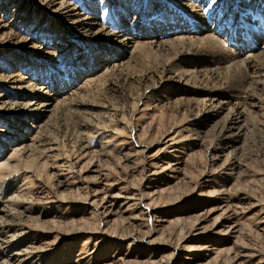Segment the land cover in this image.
Listing matches in <instances>:
<instances>
[{"label":"rangeland","instance_id":"374dc122","mask_svg":"<svg viewBox=\"0 0 264 264\" xmlns=\"http://www.w3.org/2000/svg\"><path fill=\"white\" fill-rule=\"evenodd\" d=\"M184 1L0 0V264H264V89L202 73L264 0Z\"/></svg>","mask_w":264,"mask_h":264},{"label":"bare ground","instance_id":"6f19581e","mask_svg":"<svg viewBox=\"0 0 264 264\" xmlns=\"http://www.w3.org/2000/svg\"><path fill=\"white\" fill-rule=\"evenodd\" d=\"M182 1H184V0H182ZM224 1V0H223ZM222 0H220L219 2H218V4H217V6L220 8V4H222V2H223ZM239 1V0H238ZM185 2V7H187V8H189L190 10H191V12L193 13V14H196V11L194 10V6L191 8L190 7V5H188L187 4V1L185 0L184 1ZM229 2V1H228ZM227 2V3H228ZM232 2V1H231ZM243 2H245V1H240V5H241V7H238L237 8V11L236 12H234V10H229L230 11V14L232 15L233 13H234V15H235V20H233V23H235V25L232 27V28H230L229 30H231V31H233L234 29H236V27H237V23L239 22V27H241V28H239V29H241V31H245V33H247L248 31H251V30H256V31H261V30H263L264 31V16H262V15H259V13H257L256 11H255V9H256V6H255V9H254V13L252 12V19L250 20V19H246V20H244L246 17H247V15L249 14V8L248 7H246V9H245V11H242L241 13L238 11V9H244L245 7H243L244 5H243ZM251 2V1H250ZM188 3H189V1H188ZM215 3V2H214ZM258 3L260 4L261 3V0H259L258 1ZM183 4V3H182ZM229 4V3H228ZM235 4V3H234ZM237 4V3H236ZM254 4H255V2H254ZM214 5V4H213ZM213 5H211V7L213 6ZM223 5V4H222ZM256 5H257V3H256ZM230 6V5H229ZM246 6V5H245ZM253 6V7H254ZM259 6V5H258ZM226 7V6H225ZM207 8H209V7H207ZM213 8V7H212ZM222 8V7H221ZM220 8V9H221ZM224 8V7H223ZM222 8V9H223ZM259 10H261L262 8H263V6L261 5V6H259ZM264 9V8H263ZM253 10V9H252ZM216 11V10H215ZM219 11V10H218ZM229 11L228 10H226V11H224L223 12V14H222V16L223 15H225V17H226V14H229ZM199 12V11H198ZM216 13V12H215ZM260 13H262V12H260ZM200 14V13H199ZM238 14H241V16L242 17H245V18H242L240 21H238L239 19H240V16H239V18H237L236 19V16H238ZM264 14V13H263ZM203 15V14H202ZM215 15V14H214ZM222 16H220V17H222ZM249 16V15H248ZM250 16H251V13H250ZM177 17V16H176ZM199 17V16H198ZM203 17H204V19H205V16L203 15ZM224 17V16H223ZM178 18V17H177ZM200 18H201V16H200ZM208 18V17H207ZM251 18V17H250ZM203 19V18H202ZM224 19V18H223ZM223 19H221V21H219V25H220V23H222V21H223ZM200 20V19H199ZM260 20H262V21H260ZM217 21H218V19H217ZM224 22H225V24L227 25V28H228V24H229V22H230V18L228 17V19H224ZM200 23V22H199ZM215 23V22H214ZM231 23H232V19H231ZM201 24V23H200ZM204 24V23H203ZM206 24V23H205ZM90 25H92L93 26V24H90ZM225 26V25H224ZM211 27V26H210ZM174 28V27H173ZM180 28V27H179ZM208 28V27H207ZM207 28H205V27H202V30L201 29H199V28H196L197 30L199 29L200 30V33L198 32V34H199V37H196V39H195V37H190L191 36V34H192V30H190V29H188L187 31H186V34H187V32H189L190 34H187V36L185 35V36H182L181 34H180V36H182V37H180L179 35V37L177 38L175 35V37L176 38H174L173 40L171 39V40H166V41H160L159 39H152V40H150V41H148V42H134V40L131 38V39H129V38H123V37H121V36H119L120 38L117 40V41H119L121 44H123L122 46H124V45H126L127 47H125V48H128V50H130L131 48L132 49H135V48H137L138 50H143V49H147V50H153V48L154 49H161V48H163L164 47V45L166 44V45H169V46H172L173 44H176V45H180V46H183V45H186V43H189V42H191L192 40H194L195 39V41L198 43V44H192V46L193 47H190V49H194V48H198V49H201V50H204L205 52L207 51V52H209V54L211 53V54H214V53H218V51L220 50H222V46H221V44H220V42L218 41V38H216V37H219V36H216L215 34L217 33V35H219V32H221V33H226V30L225 29H223V27H221V28H219L218 30L217 29H215V30H213V31H208L207 30ZM217 28H218V25H217ZM185 29V28H184ZM209 29V28H208ZM101 30V29H100ZM195 30V29H194ZM197 30H195L196 32L194 33V34H197ZM225 30V31H224ZM154 31V30H153ZM102 32V31H101ZM151 32V31H150ZM158 33V32H157ZM215 33V34H214ZM248 33H251V32H248ZM159 34H161V33H159ZM188 35H190V36H188ZM226 35V34H225ZM162 36V35H161ZM229 36V35H228ZM159 38V37H158ZM194 38V39H193ZM198 38V39H197ZM225 38H226V36H225ZM234 38H236V47H237V49H235L236 51V53L238 54H236V56H239V58H241V57H243L242 59H237L236 57H234V58H236V59H234L233 58V56H232V58H231V56L229 57V56H227L226 55V58H227V60L228 61H226L225 59L226 58H224L223 60H221V61H219V60H212V61H210V63H212V65H210V66H205L206 67V69L204 70V72H202L205 76H204V78H208V79H211V80H215V79H217V80H219L220 81V77H221V75L223 74V73H225L226 74V76L227 77H232L233 79L232 80H235L236 79V77H239L240 75L238 74V73H236L235 71L236 70H238L239 69V67H242V68H244V70L246 69V71H247V74H246V76L245 77H242L243 79H241L242 81H240V79L239 80H237L238 81V84H237V86L239 87V88H241V89H243V88H245L246 87V95L247 96H243L242 95V97L240 96V101H243L240 105L243 107V105H245L246 104V101H247V99L248 100H250V98H251V96L248 94V92L250 91L252 94H253V92L254 91H256V90H258L259 88L258 87H260V89L259 90H263L264 89V49H259V47H257V48H254V44L252 43H250L249 41H247V42H245V39H242V38H238V37H236V36H234ZM246 38V37H245ZM115 39H117V38H115ZM131 40L132 42H134V44L133 45H130L129 44V41H127V40ZM220 39H221V37H220ZM227 39V38H226ZM229 40H228V42L229 43H231V40H232V36L230 35V37L228 38ZM240 40V41H239ZM242 40V41H241ZM118 42V43H119ZM140 43H142V44H140ZM222 43V42H221ZM259 44H258V46L259 45H261V43L260 42H258ZM137 44H139V45H137ZM130 45V46H129ZM165 45V46H166ZM257 45V44H256ZM264 46V45H263ZM224 48V47H223ZM233 49V50H234ZM241 50V52H239ZM244 50H245V52H244ZM108 51V49H103V51H102V53H95L96 54V56L98 57V56H105V55H108L106 52ZM224 51V50H223ZM233 54H234V52H232ZM220 54V53H219ZM95 56V57H96ZM210 56H213V55H210ZM235 56V55H234ZM224 57V56H223ZM105 59V58H104ZM102 60V59H101ZM107 60V59H106ZM226 61V62H225ZM109 62V60L108 61H105L104 62V64H107ZM194 65H195V63H193ZM208 79H206V80H208ZM247 79V80H246ZM249 92V93H250ZM250 93V94H251ZM236 95V94H235ZM237 96V95H236ZM235 96V97H236ZM234 97V98H235ZM244 97V98H243ZM237 101V100H236ZM237 103V102H236ZM251 103V102H250ZM249 103V104H250ZM48 104V103H47ZM248 104V106H250ZM226 105V104H225ZM247 105V104H246ZM245 105V106H246ZM42 106H44V105H42ZM45 106H46V104H45ZM247 107V106H246ZM224 108V106H221L220 105V107H218V111H217V113H219V111L221 110V109H223ZM235 108H236V111H235V115H237L238 114V117H239V114L241 113V111L239 112L238 110H240V106H235ZM234 109V108H233ZM238 109V110H237ZM238 111V113L236 114V112ZM33 114V113H32ZM40 116V115H39ZM36 118H37V116H36ZM36 118H34V116H32V119L35 121V123H34V125L37 123V119ZM240 119V118H239ZM233 122V121H232ZM32 126V127H35V126ZM37 125V124H36ZM37 127V126H36ZM28 128V127H27ZM29 129V128H28ZM32 129V128H31ZM22 137V136H21ZM23 139V138H22ZM16 141V140H18V139H13V141ZM5 162H2L1 163V166H4L3 164H4ZM18 195V194H17ZM12 199V198H11ZM11 201V200H10ZM1 229V228H0ZM2 237V236H1ZM3 239V238H2ZM6 263V262H5ZM4 263V264H5ZM7 264V263H6Z\"/></svg>","mask_w":264,"mask_h":264},{"label":"snow or ice","instance_id":"6c2138e0","mask_svg":"<svg viewBox=\"0 0 264 264\" xmlns=\"http://www.w3.org/2000/svg\"><path fill=\"white\" fill-rule=\"evenodd\" d=\"M209 7H211V5H209Z\"/></svg>","mask_w":264,"mask_h":264}]
</instances>
